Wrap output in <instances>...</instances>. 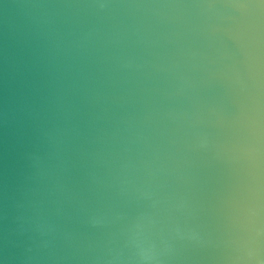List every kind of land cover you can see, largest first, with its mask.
<instances>
[{
	"label": "clouds",
	"instance_id": "1",
	"mask_svg": "<svg viewBox=\"0 0 264 264\" xmlns=\"http://www.w3.org/2000/svg\"><path fill=\"white\" fill-rule=\"evenodd\" d=\"M0 264H264V0H0Z\"/></svg>",
	"mask_w": 264,
	"mask_h": 264
}]
</instances>
